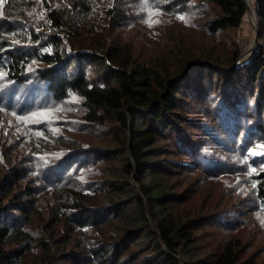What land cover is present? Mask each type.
Listing matches in <instances>:
<instances>
[{"label": "trees", "instance_id": "1", "mask_svg": "<svg viewBox=\"0 0 264 264\" xmlns=\"http://www.w3.org/2000/svg\"><path fill=\"white\" fill-rule=\"evenodd\" d=\"M251 4L240 62L245 0L0 2V264H264ZM72 99L98 145L42 107Z\"/></svg>", "mask_w": 264, "mask_h": 264}, {"label": "rangeland", "instance_id": "2", "mask_svg": "<svg viewBox=\"0 0 264 264\" xmlns=\"http://www.w3.org/2000/svg\"><path fill=\"white\" fill-rule=\"evenodd\" d=\"M252 0H248L250 11H247L245 21L242 23L240 27L237 29H231L227 31V34L223 37L224 42L228 45L227 48L237 47L241 53L239 55L240 62L247 59L251 52L248 50V48L252 45V41L254 38L255 30L252 24H254V8L251 4ZM256 35H257V29H256ZM165 42V39L158 45V47L162 46ZM256 43V42H255ZM145 43L142 42V46ZM255 45V44H254ZM149 46V45H148ZM151 48V46H149ZM159 51H163V48H158ZM165 51L170 52L171 49H165ZM153 54L156 53L153 51ZM152 52H149L150 54ZM215 81L212 83L214 85ZM217 98V97H216ZM217 100V99H216ZM59 104V106L55 107V104ZM218 103V102H216ZM218 105V104H217ZM50 106L51 111L53 112L50 116H52L54 119H63L64 122L61 124H56V127L58 129H63L65 131V134L67 136H72L73 141L75 143L69 144L71 147H73L75 144H78V141H80V145L84 144L85 146H90L91 143H96L98 145L99 142V135L101 134H91V133H79L77 132V129L81 128L82 122H81V110L79 106L77 105V102L72 99L69 101H61V102H52V100L45 104L42 107ZM54 106V107H51ZM221 117V114L219 115ZM53 120V119H51ZM9 124L12 122V120L8 121ZM72 137H70L72 139ZM242 136H240L241 138ZM258 145L260 147H264V141L258 142ZM264 222L261 221V224L263 225ZM258 224H252L250 223V226L257 227ZM258 228V227H257ZM264 234V227L261 231V238Z\"/></svg>", "mask_w": 264, "mask_h": 264}, {"label": "water", "instance_id": "3", "mask_svg": "<svg viewBox=\"0 0 264 264\" xmlns=\"http://www.w3.org/2000/svg\"><path fill=\"white\" fill-rule=\"evenodd\" d=\"M246 2V6H247V11L249 10V7H248V2L247 0H245ZM253 27H254V30H255V34H254V38H253V41H252V45L248 48V50H250V52H252L253 48H254V44L256 42V29H257V24H252Z\"/></svg>", "mask_w": 264, "mask_h": 264}, {"label": "bare ground", "instance_id": "4", "mask_svg": "<svg viewBox=\"0 0 264 264\" xmlns=\"http://www.w3.org/2000/svg\"><path fill=\"white\" fill-rule=\"evenodd\" d=\"M248 2V0H247ZM248 7H249V3H248ZM249 11H250V7H249ZM254 24H256V15L254 16Z\"/></svg>", "mask_w": 264, "mask_h": 264}, {"label": "snow or ice", "instance_id": "5", "mask_svg": "<svg viewBox=\"0 0 264 264\" xmlns=\"http://www.w3.org/2000/svg\"><path fill=\"white\" fill-rule=\"evenodd\" d=\"M0 2H2V0H0Z\"/></svg>", "mask_w": 264, "mask_h": 264}]
</instances>
